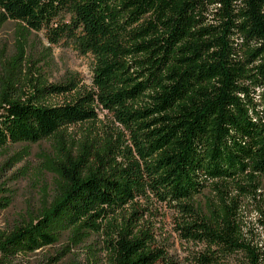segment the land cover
Here are the masks:
<instances>
[{"label": "trees", "instance_id": "trees-1", "mask_svg": "<svg viewBox=\"0 0 264 264\" xmlns=\"http://www.w3.org/2000/svg\"><path fill=\"white\" fill-rule=\"evenodd\" d=\"M9 25L0 157L23 149L1 171L46 150L37 206L0 232V264L94 235L108 264H156L137 218L150 200L199 247L193 264H264V0H0V33ZM57 45L91 59L90 86L48 82Z\"/></svg>", "mask_w": 264, "mask_h": 264}, {"label": "rangeland", "instance_id": "rangeland-1", "mask_svg": "<svg viewBox=\"0 0 264 264\" xmlns=\"http://www.w3.org/2000/svg\"><path fill=\"white\" fill-rule=\"evenodd\" d=\"M14 27L9 25L0 33V51L4 48L10 53L13 46ZM33 40L37 43L39 52L47 48L48 44L42 35ZM51 65L45 70V78L49 83L61 81L68 73H76L82 84L91 85V59L81 57L72 49L61 45L52 46ZM63 98H53L52 104L63 103ZM98 126L102 129L112 128L111 116L105 112H98ZM84 127V126H83ZM80 128H73L70 131L79 132ZM29 155L23 161L7 171H1L4 163L13 155L21 151L23 146H15L8 153L0 157V172L3 174L4 196L11 200L10 207L0 212V232L8 230L10 226L19 219V215L32 207L37 206L40 177L37 170L40 164V154L46 150V144L28 146ZM46 179V178H44ZM7 199V200H8ZM144 203V202H143ZM146 212L144 216H137L140 219V227L148 229L153 235L152 250L163 252L162 260L156 264H193L191 257L199 247L179 239L175 232V216L167 209L150 200L144 203ZM103 236L94 235L86 242L76 247L70 246L67 239L61 240L58 244L44 248L28 256H17L10 260V264H108L104 250ZM67 246H70L67 248Z\"/></svg>", "mask_w": 264, "mask_h": 264}]
</instances>
